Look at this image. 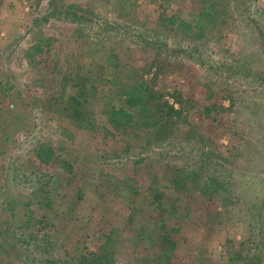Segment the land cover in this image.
Segmentation results:
<instances>
[{
	"label": "rangeland",
	"instance_id": "rangeland-1",
	"mask_svg": "<svg viewBox=\"0 0 264 264\" xmlns=\"http://www.w3.org/2000/svg\"><path fill=\"white\" fill-rule=\"evenodd\" d=\"M215 3L198 37L167 17L205 0H1L0 264H90L108 235L113 264H264V0ZM137 71L183 107L164 162L107 122ZM78 82L94 128L64 107ZM156 176L174 211L145 208Z\"/></svg>",
	"mask_w": 264,
	"mask_h": 264
},
{
	"label": "trees",
	"instance_id": "trees-1",
	"mask_svg": "<svg viewBox=\"0 0 264 264\" xmlns=\"http://www.w3.org/2000/svg\"><path fill=\"white\" fill-rule=\"evenodd\" d=\"M207 1L211 0H205L207 6L200 10L194 21L190 22L180 17V15L173 14L167 17V24L170 27H175L187 33L195 34L198 37L205 36L207 32L205 29L216 21L215 10H217V4L215 3L216 0H213V4ZM219 4H221V0H218V5ZM79 8H76L74 11L77 20H81L82 18ZM36 50H43L39 43H36L29 48L30 55ZM115 72H117V69L114 73ZM137 72L138 74L135 72L137 74L135 77L133 74H128L127 82L119 80L118 78L116 80H111L116 84H122L123 90L119 97L121 99L120 105L110 104L105 111L108 118L107 122L113 130L123 137L124 140L129 141L128 144L135 142L136 145V143H140V141L144 143V145L137 147L141 148V150H145L147 155H142L141 153V155L137 156L136 160L138 163L147 160L149 155L150 157L151 155L154 157L158 155L157 160L164 162L166 161L165 158L167 153L162 150V147L169 143L167 141L172 140L173 132L171 126L178 118L177 115L181 114V110L183 111V107L181 105L177 109L173 104H170L166 99L167 94L155 90L150 85L149 81L146 80L144 76L140 75V71ZM119 76L120 75H118V77ZM75 87V92L68 95L64 103L65 109L67 108L69 111L68 116L81 128H94L95 120L89 115L87 109L84 108L85 103L91 98L87 93V87L86 85H82L81 82H78ZM177 93L178 92L176 91V93L173 94V97H176V101L180 103L181 100ZM131 139H134L135 141H131ZM168 162L169 161H167V163ZM198 169L201 173V178H203L206 183L204 185L205 190L210 191L216 189V191H219L226 185L223 181L221 182V178L219 177L210 175L206 177L203 176L205 168L200 166ZM182 176L183 175L178 176V182L184 181L182 180ZM157 179L158 176H156L148 188L149 199L145 203V208L150 206V209H167V211H174V202L170 201V198L166 195L165 191L162 192V190H160L162 185L160 186ZM144 218L148 219L147 221L149 222L154 217L151 214L145 213ZM146 227L147 225L144 224L141 228L142 232L138 229L137 234H144ZM159 229L158 232H153L151 236H149L152 238L153 243L158 244L161 249L172 248L175 243L171 238L172 229L170 226L168 224H162ZM107 237L108 240L102 245L101 249L94 253L95 258H93L90 264H113V255H110V245L113 242V238L110 235ZM147 264L161 263L147 262Z\"/></svg>",
	"mask_w": 264,
	"mask_h": 264
}]
</instances>
